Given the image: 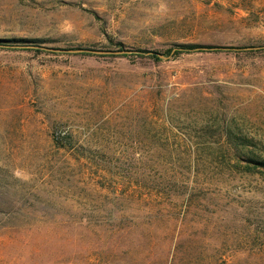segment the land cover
<instances>
[{
  "label": "rangeland",
  "instance_id": "374dc122",
  "mask_svg": "<svg viewBox=\"0 0 264 264\" xmlns=\"http://www.w3.org/2000/svg\"><path fill=\"white\" fill-rule=\"evenodd\" d=\"M10 36L145 55L0 46V264H264L222 134L264 156V0H0Z\"/></svg>",
  "mask_w": 264,
  "mask_h": 264
},
{
  "label": "trees",
  "instance_id": "16d2710c",
  "mask_svg": "<svg viewBox=\"0 0 264 264\" xmlns=\"http://www.w3.org/2000/svg\"><path fill=\"white\" fill-rule=\"evenodd\" d=\"M94 14L95 11H91ZM108 43L110 45H114L115 48H124L123 44L119 41H114V39L110 36H107ZM43 39L38 38V37H15V36H10V37H0V46H6V47H23V48H29V49H34L36 51H44L47 53H61L57 51H52L47 48L42 44ZM53 47H59V46H53ZM74 46H66V47H61V48H71ZM78 47V46H77ZM221 47L220 45H214V44H209V43H199V42H183L179 43L178 47L175 49V52H189L193 50H206V51H211V50H219ZM144 49L141 48H136L130 53H122V55H138V56H144L145 54L143 53ZM85 54H93L89 52H81ZM109 55H114V54H109ZM148 56H151L155 59H159V56L155 53H150ZM224 139L230 144L234 154L242 159V163L239 166L241 170L244 171H255L259 172L263 177H264V156L254 154L252 151L250 152H245L242 155V149L244 147H247L249 145L254 144V141L252 140L251 137H247L245 135L238 134L232 130L229 129H223L222 131Z\"/></svg>",
  "mask_w": 264,
  "mask_h": 264
},
{
  "label": "water",
  "instance_id": "95a60500",
  "mask_svg": "<svg viewBox=\"0 0 264 264\" xmlns=\"http://www.w3.org/2000/svg\"><path fill=\"white\" fill-rule=\"evenodd\" d=\"M260 46V45H258ZM258 46H252V47H258ZM264 46V45H261ZM45 48L52 50V51H67V52H81V51H87V52H93V53H130L134 49L132 48H92V47H71V48H61V47H53V46H45ZM147 53H155L158 56L164 57L165 55L162 52L159 51H153L148 50Z\"/></svg>",
  "mask_w": 264,
  "mask_h": 264
}]
</instances>
